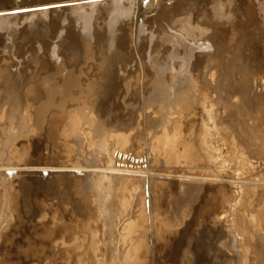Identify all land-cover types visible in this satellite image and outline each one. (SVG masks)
I'll return each instance as SVG.
<instances>
[{
    "label": "bare ground",
    "instance_id": "6f19581e",
    "mask_svg": "<svg viewBox=\"0 0 264 264\" xmlns=\"http://www.w3.org/2000/svg\"><path fill=\"white\" fill-rule=\"evenodd\" d=\"M65 1L69 2L71 0H39L37 3L40 4L30 5V6H29L30 3H35V2H28L27 0H22L10 9L8 8L0 9V14L4 15V16L0 15L1 16L0 25L5 24V27L6 25L7 26L9 25L7 34H9L12 37L11 41L13 40L12 43L15 44L16 46L17 45L23 46L26 44V42L32 40L34 41L35 39L38 38L39 40L47 38V40L49 39L48 40L49 42L48 44H45L43 47L44 51L47 52L48 47L52 45L51 40H54L53 42L54 46H52L53 47L52 56L53 58L55 57V60L58 61L59 50H60L59 46H62L63 45L62 43L64 42L70 41L69 39H73L77 37L75 31L74 32L72 31L73 28L71 29V27H69L67 24V26L65 25L61 27L62 31H59L58 30L59 26L56 24L57 22H55L54 20L48 22L47 20L48 23L41 24V27L44 28V31L40 30L36 32V27H35V32L31 33V36L27 37L25 36L26 28L24 27L21 28L18 26L20 25V20L22 18H25L27 16V13H22L24 16L22 14H20L19 16H15L19 14L16 12L10 14H2V13L17 9L28 8V7L64 3ZM101 1L102 0H83L78 3H75L78 6V8L81 10L86 7V6L84 7V5L86 4L88 5V7H90L88 11L90 12L91 15L87 14V11L84 9L83 10L86 12H84L83 10L79 11V13L83 12L84 15L83 17L81 16V20L84 18V21H82L84 22L83 23L84 25L83 24L80 25H82L84 29L83 34L85 35V37L98 38L102 34V32L100 31L102 29L99 28V23L97 24L98 25L97 26L94 22V27L96 28L97 26V28L100 29L99 30L101 32L100 35L97 32L98 29L95 30L94 32V30H92L93 29L92 24L89 23L91 18L94 19V17L92 16L93 11H96L95 9L102 7L100 5ZM113 1H114L113 3L116 4V5L114 4L116 8L112 6L113 4L108 5V7L112 6L113 9H115L113 10L116 11L114 14L115 16L114 19L115 18L117 19V16L118 17L120 16V18H125V20L126 17L127 20L129 18V21L126 20L127 22L123 24L121 23L116 28V30L114 29L116 26H113L114 28L112 27L114 23L111 24L112 21L115 22L116 20L115 21L111 20V23H109L107 26V27H111L108 31L110 36H113L115 40L117 39L116 42L118 43L119 41L121 43L123 41L127 42L125 41V39H127V37L130 36L129 28H132V26H134L135 28L139 27V30L137 32L138 34H136L139 37H141L140 36L141 33L142 34L147 33V31H149L150 33L149 35L151 37L155 34L158 35L167 34L172 37H176V34H174L175 32L172 33L171 30H176L178 27L181 28L200 27L197 26L199 24L196 21L199 20L197 17V5L200 3L201 0H151L148 3H144V4H143L144 0H113ZM227 2L230 1L228 0ZM224 6L226 5H223V7ZM15 7L17 8L14 9ZM54 12L59 13V11L57 10L43 9L39 13L33 14L32 18L30 17V19L32 20L36 16H41V15L42 17L43 16L49 17V15ZM140 13L143 14L144 18L143 20L139 19L140 20L139 21L137 20V18L139 17ZM80 15H82V13ZM225 15L228 16V14ZM230 15L231 14H229L228 18H231ZM90 16L91 18H89L90 20L88 21V17ZM223 19H225V17ZM31 20L30 22L32 24ZM92 20L90 22L94 21ZM195 22L197 23V25H195L196 27L193 26ZM199 22H201V19L199 20ZM37 23L40 24V20ZM227 24L229 25V23ZM6 31L7 30H5V32ZM27 31L29 30L27 29ZM117 31H120V34L116 35ZM129 40L130 38L128 39V41ZM21 46L19 47L17 46L19 51L22 50ZM124 46H127L128 48V44L123 45V47ZM206 46L207 48L209 47L210 49L211 45L206 44ZM203 48L206 49L204 46ZM63 50L66 51L64 48L62 49L61 47V51ZM231 51L232 50H230V53ZM122 52L123 54L125 53L124 49ZM223 53L225 54V52ZM230 53L228 55L229 57H231ZM174 54H176L174 56L180 60L179 62L180 67H178V65H175L176 62L173 63L172 61V64H170L172 65V67L167 64L168 66L171 67V68L167 67V69L168 70L171 69L172 72L180 71V74L182 76L179 75L178 76L179 80H177L176 83L172 87H170L172 88L173 91L175 92L179 91V92L175 93L170 103L165 104L161 109L162 110L161 115H163L164 120L162 119L163 121L160 122L162 124L164 122V124L161 127L162 129L160 128L161 131L159 130L160 131L159 135L156 136L155 138L156 151L158 155L163 156L165 160L164 161L165 164L171 166L170 168L173 167L176 168L177 165L174 166L173 164L179 163L180 166L183 165L186 167L201 169L200 172L197 171L196 173H193L190 172L189 169L188 170L185 169V171L184 170L179 171V169L176 168V170L169 171L168 176L164 173L159 174L164 179H168V180L172 179L169 181L167 180V182L172 184L173 190H176L178 186L181 188V192L183 194L182 195L180 194L181 195L180 199H177V201L179 200V202L175 203L174 201V204H172L171 206L168 204L167 207L168 209L164 210L162 204L163 202L162 200L159 199L157 193L155 192L156 191L159 192L158 185L161 184L163 186L166 181L163 180L153 181L152 177H150L153 176V174H150L149 172L139 171L133 168H129L130 166L128 168L117 165H115V167H112L113 165L111 164L112 166L108 167L109 165L107 163L105 164L106 166L108 165L107 168L105 166H104L105 168H100L98 166L94 167L95 164L94 166H82L83 164L81 166L71 165L70 168H68V166L66 165L59 166L58 168L55 167L50 168V166H29V165L21 166L22 164H17V163L18 161H21V159L26 153L25 152L22 153L18 149L19 143L17 144L14 141V140L17 141L15 132L10 128H9L10 130L7 131L4 130L5 128H3L2 129L3 131L1 133L5 131L9 133H7L8 137L6 136L7 142L6 144H4L5 146L2 147V150H0V184L2 185L1 187H3L5 191L4 193L5 202L2 209V221H0V238L2 237L3 231L5 230L6 222L8 221V219H10V217H12L10 214L12 213L16 215V213H18L19 211V206L17 205L18 203L15 197L12 196V193L10 192V189L13 188L14 186L11 183V180L14 177L16 176L18 177L21 175L23 178L24 174L27 173L28 174L27 177L32 179L31 181L32 183L36 182L37 180L39 181L38 177L41 178V181L43 180L49 181L50 179L46 180V178L42 177V175L45 173L47 177L54 176L53 178H55L56 181H60V182L64 181L69 183V181L71 180L70 174H72L75 175V178L73 179L74 181H78V179L79 180L81 179V181L83 180V182L87 185L89 190L92 191L91 195L94 194L93 197H95V195L98 196L97 207L99 206V210H102L104 214L106 213V215L109 216L107 222L106 219L104 222H106L107 225L106 228H108L107 231L110 233V236L108 238L109 241H107L108 239H100L101 237L100 238L98 237V235L96 234V230H94L92 227H90L85 223L78 227L73 226L74 222L72 223V219H70V217L67 220V217L65 219L57 216H50V218L47 219L46 216H42L41 223H39V227L42 226L49 227L51 225L49 228H47L44 231L45 236L43 235V233L41 234L42 235L41 238L44 239L42 243L49 245V248L52 250L54 264H155L158 261L161 262V260H165L168 262L172 260L174 261L179 259L181 260L180 258L181 254L183 255L182 260L184 264H217V263L218 264H264V130L260 129L261 127L260 124L262 123L264 116L263 115L264 108L262 109V105L259 100L260 96L259 94H257L258 93L257 88H261L262 90H264V79L260 78V80L253 82L251 81L252 76L250 74H246L247 71L246 73L244 72V74L237 73V71L234 72V68L232 65L233 59L232 60L230 59L232 62L229 61L228 58L227 59L225 58V55L221 54V52L220 54L219 53H215V54L210 53L208 55L205 54L206 57L208 58V63L207 66L205 67V71L203 72L202 71L199 72L198 70L199 63L201 62L200 60L201 57L197 59V62L194 63L191 62L193 61L192 59L194 58V57L191 58L192 55L190 58L187 57V59H191L190 60L191 63L188 62V65H186L185 64V62L187 63V61H185L186 59H184L179 53H174ZM176 58L173 60L178 61ZM56 70L59 71V68H56ZM183 72H186V74L191 73L190 74L191 78L184 77L185 75H183ZM58 74L57 77L60 76ZM5 79L10 87L11 95L15 100L14 93H16L15 86H17L15 75L14 76L12 74L6 75ZM77 79L78 78H76L70 72V74L65 79H63V83L65 84L66 88L70 89L71 86L77 84ZM53 80L54 79H52V82ZM203 82L206 83L209 82V85H211L212 87L209 88L201 87L200 84H202ZM56 88L57 86L50 88L48 91V97L45 98L46 101H44L42 106L36 108V110H32L27 115V117L24 118L22 117L21 118L22 121L19 120V116H18V120L19 122H21L19 125L21 126L22 129H24L23 131H27L25 136H23L24 138L22 139H26V138L28 139V137H31V135L36 133V131L38 132V130L46 131L48 133L52 131L53 132L57 131L58 127L57 125H55V123L58 124L59 120L62 119V117H59L60 116L59 114L49 115V113H47L49 112L48 110L51 109L50 107L53 106L52 102L55 99L54 96L60 92V90L57 91ZM210 88H212L213 92L219 97V100L217 99V102L215 103H210V101H208L209 99L208 96L211 93ZM63 89L62 92L64 91L65 93L66 92L65 89L64 90ZM16 94H19V91H17ZM252 94L255 97H252L251 96ZM58 95L60 96L62 94L60 93ZM7 96H5V98ZM68 96L71 95L68 94ZM192 96L195 101L196 98H198V100L199 99L203 100L204 108L207 110V113H203L204 116H199L200 104L190 103L189 100L190 98H192ZM10 100L12 101L11 97ZM9 101L7 102L9 103ZM18 103L21 104V101ZM14 106L16 107L15 104ZM10 108L12 107H9V109ZM20 109H22V107ZM82 110H80L79 112L80 114L78 113V116L71 118V121L64 132H66L67 135L74 134V142L76 143L75 145L78 147V150L82 151V149L84 150V147L82 146L83 145L82 141H84L83 138L85 136V134L83 133V128L86 126V128L89 129V131L92 133L91 136H94L95 134H99L100 135L99 137L101 138L99 140V145H97L99 146L98 148L99 151L95 156L100 155L101 153L103 154L106 151L109 159L114 160L115 157L113 159L112 153L110 152L112 149L111 148L112 145L110 143V136H113L116 133L115 126L113 125L114 127L113 126L111 127L110 125L111 128L115 129V130L113 129L115 133L111 132L112 130L107 131L106 129L107 127H104L106 125L104 124L102 125L101 122L94 119L93 118L94 115L91 116L90 118L89 116L90 113L89 112H88L89 114L85 113V111L87 112V110L84 111L85 114L81 112ZM96 113H98V111ZM21 114L19 113V115ZM86 114H88V116ZM2 116H4V114ZM12 116H17V115L12 114ZM11 117L7 119L8 120L7 125L13 124V123L9 124ZM250 120L254 121L253 122L254 124L252 126L248 124ZM31 122L32 124H30ZM233 122L236 123L237 127H235V124H233ZM131 123L129 125H131ZM1 125L0 128H2ZM81 125L83 128L81 127ZM15 126L17 127L16 124ZM236 128L239 129L241 128V130L245 132L249 131L250 132L249 136L247 138L244 137L243 139L238 138L239 133L236 135ZM21 131L19 133L22 135L23 131L22 132ZM244 134L242 133V135ZM116 135L114 138H116ZM153 135L154 134H151L152 137ZM14 136L16 139L14 138ZM89 137L87 136V138ZM120 137L121 136H119L118 138ZM98 139H96L97 140L96 142H98ZM116 141L118 142V140ZM215 143L218 144V146ZM117 144L116 147H118ZM124 144L126 143H123L122 145ZM118 145L121 144L119 143ZM100 149L105 151L100 153L101 151ZM228 149L230 150V154L234 153L235 154V155L233 154L234 156L237 155L239 156L238 158L239 160L237 161V164L234 165L232 163L234 165L232 167H228L227 165L228 163L226 162L227 161L226 157L229 156L228 160H230L231 157L230 154H228V156H226L225 154L226 150ZM94 153L95 152L92 153L93 156ZM83 155L84 156L81 157H85V152L83 153ZM97 158L94 157V160L95 159L97 160ZM99 159L98 162L96 163H101V161L99 162ZM230 161H232V158ZM180 163H182V165ZM101 164L103 165V163ZM186 170L189 172H186ZM139 175H141L142 177H147V176L149 177L147 178L149 179V181L146 178L145 179L142 178V179H143V184H145L144 186H147L146 184H148L147 189L149 191L148 194L150 200L148 201L147 204L142 206L143 207L142 211L139 210L138 213L139 217L136 215L138 217V220H135V218L131 220L130 217L132 216L129 215L132 214L134 215L135 213L134 210L131 211L130 208L127 207V205L129 206L128 202L130 203V206H132V208L133 205L136 206V208H139L141 207V202L143 201V198L140 195L136 194L137 190L135 188L136 177ZM173 179H175L176 181H174ZM153 184H158L157 188L156 186L155 188H153ZM15 193L16 192H13V195H15ZM120 194L122 195L124 194V195L121 197ZM131 196H134L136 198L135 199L136 201L134 200V198L132 200L138 202V204L131 203L130 201H128L129 197ZM144 203L146 202L144 201ZM119 204L125 208L122 207L123 209H121L119 208L121 206L117 207ZM124 209L128 211V212L125 211L127 215L123 214ZM165 211H167L169 214H167ZM125 216H128V218L125 219ZM157 219H161V221L163 220L161 226L157 225ZM200 224H204L203 226L213 225L211 228L209 227L211 229V235H213V238H211L212 236L211 237L209 236L211 238V241L209 243H206V241L204 242V235H203L206 233L207 227L203 228L200 231L201 233V235H199L200 237L195 236L196 237L195 238L191 234V230H193ZM36 230H40V229L36 228ZM25 235L26 234L24 233V237ZM226 236L227 239L225 240L224 237ZM47 238L52 239L53 245L50 246ZM189 238L191 239V242L188 241L189 243L186 245V239L189 240ZM26 241L34 242V240L32 239L31 240L26 239ZM27 244H30V242H28ZM101 244H103V246ZM15 246L17 247V245ZM25 248H28V250H37L38 247L35 246V248H31V246L27 245ZM0 251H3L1 245H0ZM100 251H102L101 253L102 254L101 256H103L102 258H99ZM106 254H108L109 256ZM149 259L150 262L148 261ZM107 260H109V262Z\"/></svg>",
    "mask_w": 264,
    "mask_h": 264
},
{
    "label": "rangeland",
    "instance_id": "374dc122",
    "mask_svg": "<svg viewBox=\"0 0 264 264\" xmlns=\"http://www.w3.org/2000/svg\"><path fill=\"white\" fill-rule=\"evenodd\" d=\"M149 1L151 0H144L143 4L148 3ZM227 1L228 0H201L200 3L197 5V17L199 20L201 19V22L197 20L196 22L199 25H197L196 22L193 25V26L197 25L200 27H196V26H195L196 28L178 27L176 30H171L172 33L175 32L174 34H176V37H172L167 34L166 35L165 34H160V35L155 34L151 37L149 35L150 34L149 31L143 34L141 33L140 35L141 37H139L136 35L138 34L137 32L139 30V27L135 28L134 26H132V28H129L130 34L128 33L131 37L130 36L127 37V39H125V41L127 42L123 41L122 43L120 41L119 43L116 42L117 39L115 40L113 36H110L108 31L111 27H107V26L109 23H111V20H114V21L116 20L115 22L112 21L111 23V24L113 23L115 24V25L113 24L112 27L116 26L115 28L113 27L116 30V28L121 23L123 24L129 21V18L127 20V17H126L127 21L125 20V18H120V16L119 17L117 16V19L116 18L114 19L115 17L114 14L116 11H113L115 10L113 9V7L116 8V6H114L115 3H113L114 2L113 0H102L100 2V5L102 7L95 9L96 11H93L92 13L93 14L92 16L94 17V19L91 18V16L88 17V21L90 20L89 18H91V20L92 19L94 20V21L92 20L93 22H90L91 20L89 21V23L92 24L93 26L92 30H94L95 32V30L98 29L97 32L99 33V35L102 32L101 34L102 36L100 35L98 38H94V37L88 38V37H85V35L83 34L84 29L82 25L80 24L84 23L82 22L84 21V18L81 20V16L83 17L84 15H83V12L79 13L81 9H79L76 4H73L67 7L49 9V10L59 11V13H55V12L51 13L49 17L48 16L42 17L41 15V16H36L37 18L35 17L31 20L30 17L32 18L33 14H37L41 10L27 13V16L25 18H22L20 20V25H18L21 28L23 27L26 28L25 29L26 31L27 29L29 30L27 31V34L25 31V36L27 37L31 36V33L35 32V27H36V32L40 30L44 31V28L41 27V24L48 23L51 20H54L55 22H57L56 24L59 26L58 27L59 31H62L61 27L65 25L67 26V24L69 27H71V29L73 28L72 31L73 32L75 31V34H77V37L73 39H69L70 41L64 42L65 45L64 43H62L63 45L59 46L60 48L58 47L60 49L59 50V60L60 61L55 60V57L53 58L52 56L53 55L52 46H54L53 45L54 40H51L52 45L48 47L47 52H45L43 48L44 45L48 44L49 42L48 41L49 39L47 40V38H44L41 40H39L38 38V39H35L34 41L33 40L28 41L29 43L26 42V44L23 46L17 45L18 47L21 46L22 48V50L20 48L21 51H19L18 47L12 43L13 41V40L11 41L12 37L9 34H7L9 25L8 26L6 25L7 27L6 28L5 24H1L3 28L0 25V31L2 30L0 32V36H1L0 37V125L2 124L1 125L2 128H0V145H1L0 150H2V147H4L5 146L4 144H6L7 142V137H8L7 133L9 132H6V131L12 129L15 132V135L17 138V141L16 140L14 141L17 144L19 143L18 149L22 153L24 152L26 153L21 159V161H18L17 163V164H22L21 166H27V165L29 166H50V168L52 167L58 168L59 166H64V165L70 168L71 165L81 166L82 164H83L82 166H94L95 164L94 167L98 166L100 168H105V167L107 168L108 165H109L108 167L112 165H113L112 167H115V165H117V166H122V167H127V168L130 166L129 168H133L139 171H145V172H149L150 174H153V176H150L152 177L153 181L154 180L155 181H159V180L166 181L163 186L160 184L161 182L158 183L160 185L153 184V188H155V186L157 188V185L159 186V192L156 191L155 193H157V196L159 197V199L162 200L164 210L168 209L167 208L168 204L171 206L172 204H174V201L175 203L176 202L178 203L179 200L177 201V199H180L181 195L183 194L181 192V188L178 186L176 190H173L172 184L167 182L168 179L162 178L159 174L164 173L168 176V172L171 170H176V168H178L179 171L180 170L185 171V169L187 170L189 169L190 172H193V173H196L197 171L200 172L201 169L186 167V166H183L182 163H180L182 166H180L179 163L178 164L174 163L173 164L174 166L177 165L176 168L175 167L170 168L171 166H168L167 164H165L164 162L165 160L163 156L158 155L156 151V144H155L156 139L155 138L156 136L159 135V132L162 129L161 127L164 124V122L163 124L161 123L164 120L163 115H161L162 113L161 109L163 108L165 104L170 103L175 93L179 92V91L178 92L173 91L172 88L170 87H172L176 83V81L179 80L178 76L181 75L180 71L172 72L171 69L169 70L167 69V67H170V66L172 67V65H170L172 64V61L173 63L176 62L175 65H178V67H180V64H179L180 60L174 56L176 55L174 53H179L184 59H186L185 60L187 61V63L185 62L186 65H188V62H190L191 60V59H187V57L190 58L191 55H192L191 58L194 57L192 59L193 61H191L192 63L197 62V59L201 57L200 59L201 62L199 63L198 70L199 72L200 71L203 72L205 71V67L207 66V63H208V58L206 57L205 54L207 55L210 53L220 54L221 52V54L225 55V58L226 59L228 58L229 61L233 59L232 60L233 62L232 61L231 62L234 68V72L237 71V73L244 74V72L246 73L247 71L246 74H250L252 76L251 81L253 82L260 80V78L264 79V0H229L231 3ZM106 2H109V3H106ZM110 4H113L112 5L113 7L112 6L108 7V5ZM221 4L226 5V6L223 7V5ZM85 6L88 7L87 4L84 5V7ZM86 7L83 9L87 11V14L91 15L90 12L88 11L90 7L88 8ZM16 8L17 7H15L14 9ZM81 13L82 15H80ZM225 14H228V16ZM229 14H231L230 15L231 18L233 16L232 19L228 18ZM19 15L20 14H17L15 16H19ZM1 16H4V15H1ZM221 17L223 18L225 17V19ZM143 18H144L143 14L140 13L137 20L139 19L143 20ZM30 20L32 21V24ZM39 20H40V24L37 23L39 22ZM94 22L96 25L99 23V28L102 30L97 28L98 25L97 26L95 25L96 26L95 28ZM227 23H229V25ZM4 29L7 31L5 32ZM117 34H120V31H117L116 35ZM129 38L130 40L128 41ZM127 44H128V48L127 46L123 47V45H127ZM206 44L211 45L210 49L209 47L207 48L208 45L206 46ZM202 45L206 49H204ZM116 46H118L119 48ZM61 47L62 49L64 48L66 51L64 50L61 51ZM123 49L125 52L124 54H127V55L123 54L122 52ZM230 50H232L231 53H230ZM223 52H225V54ZM226 53H227V56H226ZM229 53L231 57L228 56ZM125 56H128V57H125ZM175 58L178 61L173 60ZM237 61L238 62L240 61L241 63L239 62L238 64ZM167 64L170 66H168ZM56 68H59V71H57ZM239 69H240V72H239ZM70 72L76 78H78L77 84L71 86L72 88V89L70 88L71 90L69 88H66L65 84L63 83V79H65L70 74ZM9 74H12L13 76L15 75L16 84L18 86V88L17 86H15L16 88L15 92L17 93V91H19V94H20L19 95V94L14 93L15 100L13 99L11 95L10 87L5 79L6 75H9ZM57 74L60 76L57 77ZM190 74H186V72H183V75H185L184 77H187V78H191ZM52 79H54L55 81L53 80L52 82ZM58 81H61V82H58ZM55 85L57 86L56 88L57 91L60 90V92L54 96L55 99L53 98L54 101L52 102L53 106L50 107L51 109L49 108L50 110H48L49 112L47 113H49V115L59 114L60 115L59 117H62V119L59 120L58 124L55 123V125H57L58 127L57 131L56 132L52 131L48 133L46 131L38 130V132L36 131V133L32 134L31 137H28V139L27 138L22 139L24 138L23 136H25L27 131H23L24 129H22L21 126L19 125L21 123L19 122V120L22 121L21 119L22 117L23 118L27 117V115L32 110H36V108H39L40 106H42L44 101H46L45 98L48 97L49 89L52 87H56ZM200 86L205 87V88L212 87L211 85H209V82L208 83L203 82L202 84H200ZM61 88L62 89L64 88L66 92L65 93L64 91L62 92ZM66 89L67 90L69 89V90L67 91ZM259 89L261 88H257L258 90L257 94H259L260 96L259 100H260V103L263 109L264 108V90L262 89L259 90ZM210 90H211V93L208 96L209 98L208 101H210V103H215L217 102V99L219 100V97L213 92L212 88H210ZM60 93L64 96L62 95L59 96L58 94ZM68 94L71 96H68ZM5 96L7 97L5 98ZM251 96L255 97L253 94ZM10 97L12 101L10 100ZM18 100L21 101V104L18 103L20 102ZM7 101H9V103ZM189 101L190 103L200 104L199 105L200 107L199 116H204L203 113H207V110L204 108V105H203L204 103L202 99L198 100V98H196V101H195L192 96V98H190ZM14 104L16 105V107L14 106ZM60 104H61V107H60ZM9 107H12V108L9 109ZM21 107L22 109H20ZM17 108L19 109V111ZM60 108L63 109L64 111L61 110ZM95 109L98 111V113H96L97 111ZM80 110H82L81 111L82 113H84V111L87 110V112L85 111V113L89 112L90 114L89 113L88 114L90 118L91 116L94 115L93 116L94 119L101 122L102 125L103 124L106 125L104 127H107L106 128L107 131L112 130L111 132L113 133H115L116 131V133L113 136H110V143L112 145L111 148L113 149L112 150L110 148L111 149L110 152L112 153L113 159L115 157L114 160H110L107 155V152L101 149H100L101 150L100 153L105 151V153H103L104 155L102 153L101 154L99 153L100 155L95 156L97 152L99 151L98 150L99 146L97 145H99V140L101 139L99 137L100 135L93 134L94 136H91L92 133L89 131V129H87L86 126L84 127L85 128L84 129L82 125L81 127L83 128V133L86 136V137L84 136L83 139L84 141L85 140L86 141L85 142L82 141L83 145L81 144L84 147V150L82 149V151L85 152V157H81V156H84L83 155L84 152H82L81 150H78V147L75 145L76 143L74 142V134L67 135L66 132H64L68 124L70 123L71 118L78 116V113L80 112ZM17 111L20 114L21 113L22 114L19 115ZM7 112H9L10 114ZM12 112H15V113L17 112V113L15 114ZM263 112H264V109H263ZM3 114L4 116H2ZM12 114L17 115V116H12ZM88 114L86 115L88 116ZM96 114L97 115L100 114L101 116L100 115L97 116ZM18 116H19V120H18ZM9 117H11L9 124L13 123L14 125L13 124L7 125L8 124L7 119ZM101 118L103 119V122ZM15 119L18 121H16ZM249 122L248 124H250L251 126L254 124L253 123L254 121L250 120ZM5 123H6V126H5ZM130 123L131 125H129ZM262 123L260 124L261 126L260 129L264 130V116H263ZM15 124L17 125V127L15 126ZM30 124H32V122ZM233 124H235V127H237L235 122H233ZM110 125L111 127L114 125L116 130L114 128H111ZM3 128H5L4 130H6L3 133H6V134L1 133L3 131L2 130ZM19 129H21L23 132ZM113 129L115 131H113ZM20 131L22 132V135L19 133ZM240 131L243 134L244 133L245 134L242 135ZM151 134H154L153 137L151 136ZM237 134H238V138L243 139L244 137L247 138L250 132L249 131L245 132L241 130V128L240 129L236 128V135ZM1 135L2 136L4 135V136L2 137ZM115 135H116V138H114ZM87 136L88 137L91 136V137L87 138ZM119 136L121 137L118 138ZM96 139H98V142H96L97 141ZM91 140L94 142H92ZM116 140H118V142L121 145H118L119 143ZM119 140H121L122 142ZM1 142L3 143V145ZM123 143H126L127 145L126 144L122 145ZM116 144L118 147H116ZM216 145L218 146V144ZM119 150L121 153L119 152ZM93 152H95L94 156L92 155ZM225 154L226 156H228V154H230V150L229 149L226 150ZM233 154L232 153L230 154L231 155L230 160L232 158V161L228 160L229 156L226 157L227 158L226 162L228 163L227 164L228 167H232L236 165L237 161L239 160L238 159L239 156L238 155L234 156L235 154L234 155ZM233 156L237 158L235 159ZM94 157L95 158L98 157L97 160L95 159L96 161L94 160ZM98 159H99V162L101 161V163H103V165L101 163H96L98 162ZM101 159L104 161H102ZM107 160L110 162H108ZM106 163L108 164L107 166L105 165ZM229 163L231 164V166ZM187 170L186 172H189ZM27 175H28L27 173L24 174L23 178L21 175L18 177L16 176L11 180V183L14 186L13 188L10 189V192L12 193V196L15 197L18 203L17 205L19 206V211L18 213H16V215L12 213L10 214L12 217H10V219H8V221L6 222L5 230L3 231L2 237L0 238V245L3 248V251H0V264H54L52 250L49 248V245L42 243L44 239L41 238L42 237L41 234L43 233L44 235V231L51 226L50 225L49 227H45V226L39 227V223H41L42 216H46L47 219H49L50 216L62 217L65 219L67 217V220L70 217V219H72V223L73 222L75 223V224L73 223V226L78 227L85 223L89 225L90 227H92L94 230H96V234L98 235V237L99 238L101 237L100 239L109 238L110 233L107 231L108 228H106L107 226L106 222H107V219H109V216L106 215V213L104 214L102 210H99V206L97 207L98 196L95 195V197H93L94 194L91 195L92 191L89 190V188L83 182V180L81 181V179L80 180L78 179V181H74L73 179L75 178V175L70 174L71 180L69 181V183L64 182V181H62L63 182L62 183L60 181H56L55 178H53L54 176L47 177V175L44 173L42 177L46 178V180L50 179L49 181H44V180L41 181V178L38 177L39 181L37 180L36 182L32 183L31 182L32 179L27 177ZM140 176L141 175L136 177L135 188L137 190L136 194L140 195L143 198V201H142L143 203L141 202V207L139 208H136V206L132 204L133 205V208H132V206H130V203L128 202L129 206L127 205V207H129L131 211L134 210V213H135L134 215L133 214L129 215L128 213L129 216H132L130 217L131 220H133L134 218L135 220H138L139 210L142 211L143 210L142 206L147 204L148 201L150 200L149 194H148L149 191L147 189L148 184H146L147 186H144L145 184H143V179H142V178L147 179L149 177L148 176L140 177ZM147 180L149 181V179ZM169 180H172V179H169ZM173 180L176 181L175 179ZM1 186L2 185L0 184V219H1L0 221H2V209H3L4 202H5V197H4L5 191H4V188ZM13 192H16L15 195H13ZM120 195L122 197L124 194L123 195L120 194ZM133 198L134 200L136 199L134 196H131L129 197L128 201H130L131 203L138 204V202H135L136 200L135 201L132 200ZM144 201L146 203H144ZM119 206L121 205L119 204L117 207ZM122 207L123 206L119 208L121 209L125 208V207L123 208ZM125 211L126 209H124L123 211L124 215L126 214V212H128V211L126 212ZM165 212L169 214L167 211ZM126 218H128V216H125V219ZM105 219H106V222H104ZM162 221L161 219H157V225L161 226L163 223ZM203 225L204 224H200L199 226L191 230V234L194 237L195 236L200 237L199 236L201 235L200 231L203 228L207 227L206 233L203 235H204V242L206 241V243H209L211 241V238H213V235H211V229H210L213 225H210V226L209 225L203 226ZM36 228L37 229L39 228L40 230H36ZM29 232H31L32 234L34 233V234L32 235ZM36 232L37 233L39 232V233L37 234ZM24 233L26 234L25 237H24ZM209 236L210 237L212 236V237L210 238ZM38 238H41V239H38ZM26 239L27 240L32 239L34 240V242L26 241ZM47 239L49 241L50 246L53 245L52 239L51 238H47ZM224 239L226 240L227 236L224 237ZM107 241H109V239ZM188 241L191 242V239L190 238L189 240L186 239V245L189 243ZM28 242H30V244H27ZM19 243H20V246H19ZM26 244L31 246V248H35V246L38 248L37 250H28V248H25L27 246ZM15 245H17V247ZM101 245L103 246V244ZM99 253H100L99 258H102L103 257L101 256L102 251H100ZM180 258L181 260L180 259L175 260V261L172 260L174 262L172 261L168 262L165 260H161V262L158 261L155 264H169V263L170 264H184L182 260L183 259L182 254ZM107 261L109 262V260ZM148 261L150 262V259Z\"/></svg>",
    "mask_w": 264,
    "mask_h": 264
},
{
    "label": "water",
    "instance_id": "95a60500",
    "mask_svg": "<svg viewBox=\"0 0 264 264\" xmlns=\"http://www.w3.org/2000/svg\"><path fill=\"white\" fill-rule=\"evenodd\" d=\"M22 0H0V9H7V8H12L14 7L17 3H19ZM28 2H35V3H30V5H37L40 3H37V0H27ZM80 1L83 0H71L69 2H64V3H58V4H50V5H45V6H35V7H28V8H23V9H17V10H13V11H8V12H4L2 14H10V13H29V12H34V11H40L43 9H56V8H61V7H67V6H71L75 3H78Z\"/></svg>",
    "mask_w": 264,
    "mask_h": 264
}]
</instances>
